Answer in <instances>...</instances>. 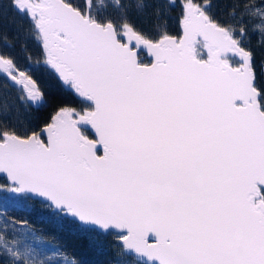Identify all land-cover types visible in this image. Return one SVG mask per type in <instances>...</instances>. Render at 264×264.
I'll list each match as a JSON object with an SVG mask.
<instances>
[{"label":"snow or ice","instance_id":"6c2138e0","mask_svg":"<svg viewBox=\"0 0 264 264\" xmlns=\"http://www.w3.org/2000/svg\"><path fill=\"white\" fill-rule=\"evenodd\" d=\"M8 11L29 26L0 28V264H77L10 218L36 204L85 256L113 237L107 264H264V0H0V24Z\"/></svg>","mask_w":264,"mask_h":264},{"label":"trees","instance_id":"16d2710c","mask_svg":"<svg viewBox=\"0 0 264 264\" xmlns=\"http://www.w3.org/2000/svg\"><path fill=\"white\" fill-rule=\"evenodd\" d=\"M216 2V0H214ZM227 0H219L220 7H224ZM111 9H109V12L111 13ZM214 12L216 15L223 19V17L220 14L219 8L214 9ZM175 15V14H173ZM133 22L137 24L138 27H143L147 29V25L141 24V22L133 17ZM27 21L21 22V19L19 16L14 15L12 11H8L3 23L0 24V28L5 30L9 36V38L15 37L19 35L21 38H23L24 30L28 28ZM172 31L175 34L178 31V28L173 24ZM255 41V38H253V42ZM28 48L33 55V57H36L39 55V48L38 46L32 42H28ZM13 51V55L18 57V62L20 63L21 67H23L26 64V61L24 60L23 56L24 54L20 51L19 48V42H17L16 47ZM204 52V50H202ZM206 55V53L204 52ZM33 75L40 81V86L45 90V92L49 96H54L56 99L62 101L63 103L67 104L68 106L75 107L79 109L81 107V104L72 93L70 92H62L58 86V83L48 76L47 73H44L42 71L40 72H34ZM2 83L3 81H0V91H2ZM7 95L10 97L9 103H19L15 100V97L17 93L13 90H10ZM45 113L49 112L50 109L43 110ZM25 115L23 109L21 108V116L23 117ZM33 116L35 113L32 114ZM0 182H3L2 177H0ZM35 211L31 215H25L22 212H12L10 213V218L16 219V220H23L27 219L28 223L31 225L33 231L36 233L37 237L43 238L44 244L47 245L49 243L61 245L62 250L65 252V254L70 259H75L77 264H81V262L84 259H88L92 262V264H107V262L110 259H113L118 256L119 249H117L114 245L116 241H114L113 237H107L105 239H102L100 241L102 245V250L99 252H91L89 251L87 253V256H85V248L82 246V243L79 241H74L67 239L63 233L57 232L53 226L49 223L41 222L37 217L40 215L43 216H50L51 213L48 210H45L41 208L40 205L36 204L34 205Z\"/></svg>","mask_w":264,"mask_h":264},{"label":"water","instance_id":"95a60500","mask_svg":"<svg viewBox=\"0 0 264 264\" xmlns=\"http://www.w3.org/2000/svg\"><path fill=\"white\" fill-rule=\"evenodd\" d=\"M206 53V52H205ZM206 56V55H205Z\"/></svg>","mask_w":264,"mask_h":264}]
</instances>
